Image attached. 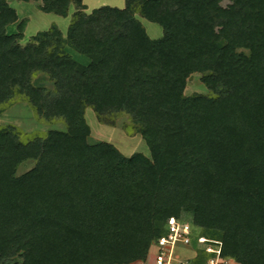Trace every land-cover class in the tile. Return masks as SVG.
Wrapping results in <instances>:
<instances>
[{"label": "trees", "instance_id": "trees-1", "mask_svg": "<svg viewBox=\"0 0 264 264\" xmlns=\"http://www.w3.org/2000/svg\"><path fill=\"white\" fill-rule=\"evenodd\" d=\"M21 1L75 11L65 34L21 45L22 31H7L18 14L0 0V114L25 102L65 125L0 126V264L145 262L169 217L237 264H264V0H125L89 13L83 0ZM195 73L208 94H184ZM38 74L53 90L33 85ZM86 108L106 126L126 116L149 156L90 143Z\"/></svg>", "mask_w": 264, "mask_h": 264}, {"label": "rangeland", "instance_id": "rangeland-1", "mask_svg": "<svg viewBox=\"0 0 264 264\" xmlns=\"http://www.w3.org/2000/svg\"><path fill=\"white\" fill-rule=\"evenodd\" d=\"M9 5L14 8L18 14V21L13 25L7 27L10 33L22 31L21 45H26L32 39L53 27H57L62 33L65 34L69 25L72 14L75 9L73 6L69 8L68 17L62 18L53 14L43 13L40 9L39 1L24 2L21 0H7ZM86 6V13L93 9L103 6L114 8H124L125 0H83ZM146 30L147 35L151 39H157L162 36V28L154 23L148 22L145 19L136 16ZM20 22L24 23L21 30L19 28ZM82 57L77 59L80 61ZM85 59V58H83ZM82 63H87L88 60H81ZM34 86L46 87L48 90H53V84L48 81L47 77L38 74L33 79ZM208 94L207 88L201 83L200 75L195 73L187 80V85L184 94L186 96L191 94ZM85 120L90 127L91 133L89 142H107L112 144L123 156H130L134 153H141L149 156V150L139 135L130 136L126 131L129 125V119L126 116H120L116 119L114 126H106L100 124L90 108L85 109ZM12 125L20 129L26 135H33L35 133H46L50 130H65V125L61 121H54L52 123H44L34 118L31 108L25 102H18L5 112L0 114V126ZM35 165L34 161H26L22 163L17 170V175H21Z\"/></svg>", "mask_w": 264, "mask_h": 264}, {"label": "built area", "instance_id": "built-area-1", "mask_svg": "<svg viewBox=\"0 0 264 264\" xmlns=\"http://www.w3.org/2000/svg\"><path fill=\"white\" fill-rule=\"evenodd\" d=\"M186 249L191 257L181 255ZM148 254L152 264H231L232 260L220 241L199 234L191 223L176 217L165 221L163 235L151 243Z\"/></svg>", "mask_w": 264, "mask_h": 264}, {"label": "crops", "instance_id": "crops-1", "mask_svg": "<svg viewBox=\"0 0 264 264\" xmlns=\"http://www.w3.org/2000/svg\"><path fill=\"white\" fill-rule=\"evenodd\" d=\"M81 60H85L86 61V59L81 58L80 59V62L81 63H82ZM83 64H87V63H83ZM182 252L183 253L181 255L184 256V257H191L193 255V253L189 249H186V250H184ZM133 264H152V257H151V255L148 254L147 255V259L145 260V262H137V263H133ZM231 264H237V263L234 262L233 260H231Z\"/></svg>", "mask_w": 264, "mask_h": 264}]
</instances>
